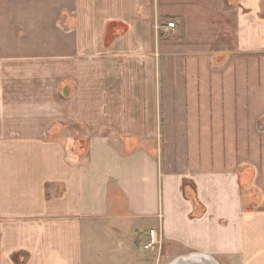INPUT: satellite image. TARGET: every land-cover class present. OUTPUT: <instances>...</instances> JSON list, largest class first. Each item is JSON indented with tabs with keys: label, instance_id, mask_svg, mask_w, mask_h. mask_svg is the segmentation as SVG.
<instances>
[{
	"label": "crops",
	"instance_id": "1",
	"mask_svg": "<svg viewBox=\"0 0 264 264\" xmlns=\"http://www.w3.org/2000/svg\"><path fill=\"white\" fill-rule=\"evenodd\" d=\"M16 9H26L16 40L39 44L24 55L41 67L19 72L23 102L0 88V264H84L83 235L98 219L154 229L218 264H264V194L254 192L264 187V144L241 141L252 120L243 107L264 105V94L242 93L264 90V43L254 44L264 42V0ZM54 124L61 140H40ZM111 137H162L163 159L154 147L155 156L149 147L124 154ZM77 138L87 146L71 147ZM243 185L260 200L252 212Z\"/></svg>",
	"mask_w": 264,
	"mask_h": 264
},
{
	"label": "rangeland",
	"instance_id": "2",
	"mask_svg": "<svg viewBox=\"0 0 264 264\" xmlns=\"http://www.w3.org/2000/svg\"><path fill=\"white\" fill-rule=\"evenodd\" d=\"M25 1H38V0H0L1 2V18H0V34H1V60L0 67L2 72L0 73V88L2 90V95L4 98L10 97L12 101L23 102L19 98H24V90H21L20 83L21 81L17 80L19 77H24L19 75L21 71L24 73L26 67L34 66L35 68H40L41 64L38 61L31 62V59L36 60L39 57L30 56L26 57L24 52L30 51V49L39 50V44L33 42L20 41L19 38L16 40L15 34H20V36H24V26H25V18L21 17V13H25L26 9H16V5L18 3H23ZM15 4V8L9 7V4ZM244 12L247 13V9H244ZM16 13V14H15ZM12 14H14L12 16ZM243 14V13H242ZM255 15V14H254ZM257 16V28H259V17L264 18L263 14ZM264 27V25H262ZM156 28V27H155ZM157 39V38H156ZM255 45L259 48L260 45H263V37L256 36ZM156 42L154 43V46ZM243 45V44H242ZM262 46L261 48H263ZM17 57H10L8 53H17ZM12 59H16L15 62ZM38 62V63H36ZM258 63L260 61L257 59ZM257 63V65H258ZM47 66V65H46ZM52 64H49L48 68L51 69ZM26 71V70H25ZM17 77V78H16ZM23 82V81H22ZM243 92L253 93L251 98H256L257 100L262 99L261 94H264V90H251L245 89ZM35 93L33 92V95ZM244 109L248 113L251 114V121L247 124L244 123V131L243 138L241 141L243 144L257 146L264 144V105H258L254 107V105L244 106ZM256 109V112H252L251 109ZM161 128H163V123L160 122ZM52 128V129H51ZM62 133V128L59 129L55 124L50 127L49 135L46 139L41 138L40 140H47L50 144H55L60 141L58 136ZM39 140V138H38ZM74 140V139H72ZM68 139H65V145L69 144ZM110 142L114 147L119 149L123 148V153H131L135 152L138 148L149 147L148 152L155 156L153 151V147L157 148V152L159 151L160 158L163 159L164 153V139L158 138L153 142V139H143L138 140L137 138H110ZM72 143V141L70 142ZM71 146V145H70ZM80 147L85 148L87 146L86 138H77L71 147ZM73 156L75 154L72 153ZM83 154H80L82 157ZM162 163V162H161ZM160 163V164H161ZM162 166V165H161ZM160 166V167H161ZM163 170V167H162ZM249 171H245L242 173H246ZM251 172V171H250ZM249 173L247 174V176ZM186 189V190H185ZM247 189V190H244ZM184 190L189 192V187L184 186ZM254 191V190H253ZM252 189H248L246 186H241V193H244L246 196L247 205L245 209H249V211H253L255 207H257L259 203L258 197L255 196V193L264 194V187L260 186L253 193ZM246 193V194H245ZM249 194V195H248ZM262 194V195H263ZM187 198L191 199L190 195H186ZM117 210V209H116ZM117 213V212H116ZM118 214V213H117ZM95 230H91L89 233H84V244L82 250V258H84V264H173L177 259L182 256L191 254V253H199L201 251H188L182 250L178 246L174 244H170L162 241L161 235L157 233V245L150 249H144L143 245L149 241V233L157 232L154 229H145L143 234L139 232L143 230V228H136L133 224H128L125 220H97L93 223ZM126 246L129 248L125 249ZM213 257L212 255H210ZM216 259L215 257H213ZM217 260V259H216ZM86 262V263H85ZM180 264H183L182 262Z\"/></svg>",
	"mask_w": 264,
	"mask_h": 264
},
{
	"label": "bare ground",
	"instance_id": "3",
	"mask_svg": "<svg viewBox=\"0 0 264 264\" xmlns=\"http://www.w3.org/2000/svg\"><path fill=\"white\" fill-rule=\"evenodd\" d=\"M218 264L210 255L204 253H191L177 259L173 264Z\"/></svg>",
	"mask_w": 264,
	"mask_h": 264
},
{
	"label": "built area",
	"instance_id": "4",
	"mask_svg": "<svg viewBox=\"0 0 264 264\" xmlns=\"http://www.w3.org/2000/svg\"><path fill=\"white\" fill-rule=\"evenodd\" d=\"M174 23H168L167 25H166V28L167 29H174ZM157 238H156V236H155V234L154 233H150V235H149V242L146 244V245H144V249H150V248H152V247H155L156 245H157Z\"/></svg>",
	"mask_w": 264,
	"mask_h": 264
}]
</instances>
